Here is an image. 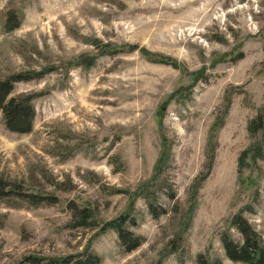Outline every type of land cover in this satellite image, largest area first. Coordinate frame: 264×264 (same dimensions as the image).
Returning <instances> with one entry per match:
<instances>
[{
    "label": "rangeland",
    "instance_id": "rangeland-1",
    "mask_svg": "<svg viewBox=\"0 0 264 264\" xmlns=\"http://www.w3.org/2000/svg\"><path fill=\"white\" fill-rule=\"evenodd\" d=\"M9 10L22 21L5 32ZM0 13V79L40 73L13 90L34 94L30 133L0 112V176L57 197L0 199V264L85 249L100 264H240L220 242H241L239 212L264 244V160L241 161L264 119V0H0ZM71 203L95 225L75 227ZM122 214L143 238L131 252L97 227Z\"/></svg>",
    "mask_w": 264,
    "mask_h": 264
},
{
    "label": "trees",
    "instance_id": "trees-1",
    "mask_svg": "<svg viewBox=\"0 0 264 264\" xmlns=\"http://www.w3.org/2000/svg\"><path fill=\"white\" fill-rule=\"evenodd\" d=\"M1 15V13H0ZM4 20L2 27L5 32H11L17 29L22 21V14L15 10H9L3 14ZM142 53L151 55V53L142 50ZM164 63H173L171 60L165 58L158 59ZM94 58L85 56L77 59V65L83 68H90L94 64ZM40 76L38 72L30 73H14L3 79H0V112L2 115L5 128L16 134L30 133L35 117V110L33 106V93H20L13 95L14 85L18 82H27L35 77ZM252 132H260V144H256L253 148L248 149L242 156L244 159L250 160L255 164L258 160H264V119L260 112L256 119V124ZM164 145V144H163ZM162 165V157L159 156L155 169L158 170ZM143 187L140 188L141 191ZM139 195V192L132 193L130 196V203H134V199ZM20 198L25 199L31 205L40 204H54L57 202V197L52 194L40 195L33 191L23 192L22 185L16 181H7L0 176V199L3 198ZM71 212L72 220L75 222V227H89L95 225L96 218L94 210L90 206L77 207L74 203L68 205ZM91 223V224H90ZM133 224V220L129 215H119L114 220L97 226L99 231L105 229H113L117 233L119 245L125 252H131L137 249L143 242V238L134 235L130 232L126 224ZM229 227L234 228L241 236V242L232 239L228 232L220 235V242L223 247L225 256L234 263L240 264H264V244L261 237L251 224L239 212L235 214L230 222ZM22 261L31 264H100L101 259L85 249L82 254L70 255L67 257H57L52 259L36 258L32 256L25 257ZM200 264H205V261L198 257Z\"/></svg>",
    "mask_w": 264,
    "mask_h": 264
}]
</instances>
